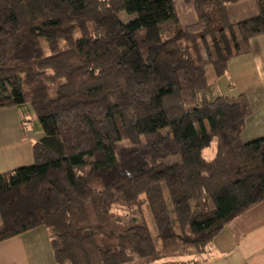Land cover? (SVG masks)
I'll list each match as a JSON object with an SVG mask.
<instances>
[{"label": "trees", "instance_id": "16d2710c", "mask_svg": "<svg viewBox=\"0 0 264 264\" xmlns=\"http://www.w3.org/2000/svg\"><path fill=\"white\" fill-rule=\"evenodd\" d=\"M236 1L182 27L172 0H0V108L42 131L0 173V241L45 226L58 264L195 263L264 200V136L216 88L264 33V0L231 22Z\"/></svg>", "mask_w": 264, "mask_h": 264}, {"label": "crops", "instance_id": "0c3cea01", "mask_svg": "<svg viewBox=\"0 0 264 264\" xmlns=\"http://www.w3.org/2000/svg\"><path fill=\"white\" fill-rule=\"evenodd\" d=\"M182 27L197 21L195 0H172ZM258 14L256 0H239L227 6L231 22ZM219 94L244 95L250 113L240 134L242 142L264 136V33L249 40V50L233 56L216 79ZM40 128L14 107L0 108V173L33 162V143ZM0 264H58L48 229L39 226L0 241ZM183 264H264V200L253 205L213 238L199 262Z\"/></svg>", "mask_w": 264, "mask_h": 264}, {"label": "rangeland", "instance_id": "374dc122", "mask_svg": "<svg viewBox=\"0 0 264 264\" xmlns=\"http://www.w3.org/2000/svg\"><path fill=\"white\" fill-rule=\"evenodd\" d=\"M116 208H118V207H116ZM116 211L119 212V213H123V210H121L120 208L116 209ZM141 211H142V214H143L144 218L146 219V221L148 222L149 226L151 227V230H154V226H153V222H152L151 216H150L147 208L143 204L141 205ZM182 257H183V259H187V258L188 259H190V258L191 259H197V258L201 257V254L195 253V254H191V255H188V256H182ZM176 259H178V258H176ZM166 260H169V258H163V259L160 260V262H164Z\"/></svg>", "mask_w": 264, "mask_h": 264}]
</instances>
